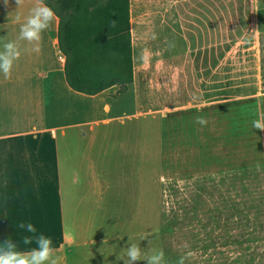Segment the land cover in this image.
Instances as JSON below:
<instances>
[{"label":"rangeland","instance_id":"rangeland-1","mask_svg":"<svg viewBox=\"0 0 264 264\" xmlns=\"http://www.w3.org/2000/svg\"><path fill=\"white\" fill-rule=\"evenodd\" d=\"M139 1L128 93L110 113L77 95L62 116L69 132L110 119L89 139L109 156V234L88 243L84 262L124 264L117 256L136 244L166 264H264V131L252 126L264 112V0H173L167 11Z\"/></svg>","mask_w":264,"mask_h":264},{"label":"crops","instance_id":"crops-1","mask_svg":"<svg viewBox=\"0 0 264 264\" xmlns=\"http://www.w3.org/2000/svg\"><path fill=\"white\" fill-rule=\"evenodd\" d=\"M160 2L155 0L154 6L160 8ZM164 2L167 11L173 0ZM33 4L0 0V50L3 43L17 41L21 51L11 78L0 73V247L9 239L19 251L36 247L22 244V237L31 234L19 224L31 223L37 234L52 240L56 264H86L88 243L109 234L110 228L109 156L89 141L94 124L110 119L88 117L72 124L77 130H66L63 113H76L73 98L89 94L72 89L66 80L58 15L42 34L39 52L18 39ZM143 9L139 0H131L133 22ZM155 24L156 32H163L162 23ZM141 49L140 41H134V74ZM118 88L89 96L110 113Z\"/></svg>","mask_w":264,"mask_h":264},{"label":"trees","instance_id":"trees-1","mask_svg":"<svg viewBox=\"0 0 264 264\" xmlns=\"http://www.w3.org/2000/svg\"><path fill=\"white\" fill-rule=\"evenodd\" d=\"M60 17L59 44L69 86L89 95L135 78L130 0H44ZM115 21L116 26L110 27ZM264 100V96L262 97ZM264 118V112H263ZM260 164L253 165L257 169Z\"/></svg>","mask_w":264,"mask_h":264},{"label":"clouds","instance_id":"clouds-1","mask_svg":"<svg viewBox=\"0 0 264 264\" xmlns=\"http://www.w3.org/2000/svg\"><path fill=\"white\" fill-rule=\"evenodd\" d=\"M21 6L24 0H17ZM57 20V14L52 7L44 3V0H34L27 17L20 25L19 40L26 41L33 45L31 51H40V42L42 34L48 30ZM115 21L110 27H115ZM155 38V37H154ZM174 47V45H170ZM21 51L17 41H7L3 43L0 50V73L5 79H10L15 62L20 58ZM194 123L205 126L208 120L204 116H196ZM252 126L255 129L264 131V118L253 120ZM20 229H24L31 235L22 237L23 245H31L35 243L36 247L29 251H19L18 244L11 239L4 242L0 247V264H56L54 257L55 249L52 247V240L44 235L37 234L36 227L31 223H20ZM187 246V245H185ZM117 261H123L124 264H138V262H146V264H166L165 253L153 251L150 255L142 257V250L136 244H130L123 257L117 256ZM186 256L182 255L177 264H185Z\"/></svg>","mask_w":264,"mask_h":264}]
</instances>
